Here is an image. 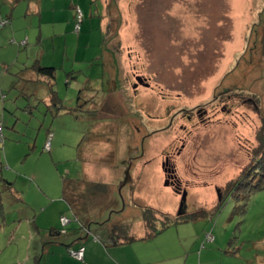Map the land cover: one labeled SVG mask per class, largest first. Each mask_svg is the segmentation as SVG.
I'll list each match as a JSON object with an SVG mask.
<instances>
[{
	"label": "rangeland",
	"instance_id": "374dc122",
	"mask_svg": "<svg viewBox=\"0 0 264 264\" xmlns=\"http://www.w3.org/2000/svg\"><path fill=\"white\" fill-rule=\"evenodd\" d=\"M77 8L81 48L55 66L57 106L48 82L25 80L26 91L10 89L0 103V264H26L32 239L36 253L50 232H78L63 188L85 175L108 186L97 202L89 192L80 199L89 217L105 203L125 210L99 223L108 215L139 231L147 207L179 217L186 191L192 229L236 236L245 259L262 252L264 260V0H79ZM166 159L180 181L169 187ZM99 223L91 230L104 236L110 226ZM251 259L241 263L261 264Z\"/></svg>",
	"mask_w": 264,
	"mask_h": 264
},
{
	"label": "crops",
	"instance_id": "0c3cea01",
	"mask_svg": "<svg viewBox=\"0 0 264 264\" xmlns=\"http://www.w3.org/2000/svg\"><path fill=\"white\" fill-rule=\"evenodd\" d=\"M78 3L79 0H0V103L10 89L22 86L25 90V81L28 85L46 84L47 79L34 69L36 64L56 69L57 65H63L72 50L74 57L78 56L83 30L76 29ZM4 20L10 22L2 27ZM104 23L103 20V26ZM82 24H85L84 19ZM76 33L79 34L77 38ZM24 41L26 45L23 46ZM105 54L106 60H113L111 53L106 51ZM190 224L171 225L154 238L142 239L146 233L142 222L139 231L133 226L138 240L126 245L108 246L78 231L68 232L65 240L60 234L48 238V242L44 239L40 250L33 253L35 241L32 239L24 259L26 264L33 257L37 264H242L253 263V258L264 264L262 252L245 259L243 250L247 244L238 237H229L225 242L215 232L200 233ZM208 235L214 240L208 241ZM81 247L85 248L84 261L70 255L71 250ZM15 259L13 257V261Z\"/></svg>",
	"mask_w": 264,
	"mask_h": 264
},
{
	"label": "trees",
	"instance_id": "16d2710c",
	"mask_svg": "<svg viewBox=\"0 0 264 264\" xmlns=\"http://www.w3.org/2000/svg\"><path fill=\"white\" fill-rule=\"evenodd\" d=\"M112 52H114L112 49H110ZM111 55L113 56V54L111 53ZM116 55V54H115ZM114 57V56H113ZM34 69L36 70L37 74L41 77H44L45 79H47L48 82V88L52 93V97H51V101L52 103H54L56 106L58 104L59 98L57 97V93L54 91V82L56 79V73H57V69L55 68H45L42 67L39 64H36L34 66ZM17 87H14L13 90H17ZM2 125H0V133L2 134V137H0V143H4V136H3V132H2ZM262 142V141H261ZM262 150L264 145L261 144ZM259 151H257L258 153ZM256 153V157L259 156V154ZM256 157L254 158V160L256 159ZM86 175L82 178H80L79 180L72 182V183H66L64 185L63 188V198L64 200L67 202V204L69 205L70 209L72 210V212L75 215V219L80 222V228L78 231H80L81 233H83V235H92L94 236V238L98 241H101L102 243L108 245V246H112V245H126V244H131L133 242H135L136 240H138L137 236L135 234H133V224L132 223H122V224H115L116 221L112 222V220L110 218H108V215L111 214H120L122 212H125V210H112L111 206L112 204H102L103 206V212L101 210V212L95 216L89 217L88 213H89V203L88 201H85L83 204L80 203V199L82 198H87V196H85V194L91 195V201H98V197H102L104 195H106L108 193V186L106 184L103 183H95V182H89L86 178ZM252 178V172L251 175H248V178H240V180L235 183L234 188H229L231 186L228 185L227 186V190L228 192L230 190L236 189L237 187H242L243 185H245L246 183L249 182V180ZM88 189V191L85 193V188ZM81 187L84 188L83 191H81ZM222 202H219L218 204V208L217 211L220 210L221 206H222ZM108 211V215L104 220H101L99 223V217L103 216L104 213H106ZM216 211V212H217ZM202 213H206V211H202ZM87 215V216H86ZM158 215H161V217H157ZM65 217V216H61ZM141 218L142 221L145 224V229H146V233L144 238L142 239H151L154 238L156 236H158L160 233L164 232L166 229H168L171 225H177L180 223H185L191 220H196V215H193L191 218H188V216H180V217H171L169 214H166L164 212L155 210L153 208L147 207L144 208L141 211ZM69 219V218H68ZM70 220V219H69ZM70 222L72 223V221L70 220ZM97 223H99V226H104L106 231L108 230V226H110L109 231H107L106 234H104V236H100L99 234L97 235V233L92 232L91 230V225H96ZM115 224V225H114ZM68 230V229H67ZM66 230V233H63V230L59 231H52L50 232V234L47 237V242H48V238H53L55 236H57L58 234H63V235H67L68 231ZM102 237V238H101ZM209 238V235H208ZM209 241V239H208ZM47 242L45 241L44 245H47ZM234 254V253H233Z\"/></svg>",
	"mask_w": 264,
	"mask_h": 264
},
{
	"label": "built area",
	"instance_id": "2783aa9c",
	"mask_svg": "<svg viewBox=\"0 0 264 264\" xmlns=\"http://www.w3.org/2000/svg\"><path fill=\"white\" fill-rule=\"evenodd\" d=\"M76 13H77V30H78L79 29V24L82 23V21H83V13H82V11L79 8H77ZM9 22H10L9 20H4L1 23V26L4 27ZM22 44H23V46L26 45V41H24ZM0 137H2V134L1 133H0ZM62 222H63L64 226H67L68 224H70V220L67 217H62ZM63 233H66V231H63ZM208 239H209V241H213L214 240V237L213 236H209ZM70 255L74 259H76L78 261H84L85 248L84 247H81L78 250H71L70 251Z\"/></svg>",
	"mask_w": 264,
	"mask_h": 264
},
{
	"label": "water",
	"instance_id": "95a60500",
	"mask_svg": "<svg viewBox=\"0 0 264 264\" xmlns=\"http://www.w3.org/2000/svg\"><path fill=\"white\" fill-rule=\"evenodd\" d=\"M163 169L165 171L166 174H168V170H166V164H163ZM130 170H131V165L128 166L127 170H126V174H125V179L122 183V185L120 186L119 192H121V190L129 183L131 182V176H130ZM171 177V176H170ZM171 179L172 178H167L166 182H165V186L169 187L170 183H171ZM221 199V198H220ZM186 200H187V192H183L182 193V201L180 204V208L178 211V216H182L185 213V210L187 209L186 207Z\"/></svg>",
	"mask_w": 264,
	"mask_h": 264
},
{
	"label": "flooded vegetation",
	"instance_id": "af4514ba",
	"mask_svg": "<svg viewBox=\"0 0 264 264\" xmlns=\"http://www.w3.org/2000/svg\"><path fill=\"white\" fill-rule=\"evenodd\" d=\"M138 81H140V79H138ZM134 89H135V91H136V87H135ZM165 164H166V170L172 172L171 175H170L171 178H172L173 180H175L176 182H179V183H180V181H179V179H178V177H177V175H176V168H175L174 166H172V164L170 163V159H166ZM172 174H173V175H172Z\"/></svg>",
	"mask_w": 264,
	"mask_h": 264
}]
</instances>
